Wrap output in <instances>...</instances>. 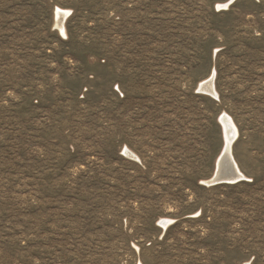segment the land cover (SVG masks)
Segmentation results:
<instances>
[{
	"label": "rangeland",
	"instance_id": "obj_1",
	"mask_svg": "<svg viewBox=\"0 0 264 264\" xmlns=\"http://www.w3.org/2000/svg\"><path fill=\"white\" fill-rule=\"evenodd\" d=\"M228 1L0 0V264H264V0Z\"/></svg>",
	"mask_w": 264,
	"mask_h": 264
},
{
	"label": "bare ground",
	"instance_id": "obj_2",
	"mask_svg": "<svg viewBox=\"0 0 264 264\" xmlns=\"http://www.w3.org/2000/svg\"><path fill=\"white\" fill-rule=\"evenodd\" d=\"M236 0H229L226 4L225 7H229L232 5ZM67 13L63 12H58L57 14V26L60 29L61 33L64 35L66 30L64 26V22ZM57 28V29H58ZM58 29V30H59ZM215 76H216V71L214 70L210 77L203 82L200 83L199 85V90L200 92H203L205 94L211 95L213 97L218 98V94L216 92V87H215ZM221 125L223 127L224 131V136H225V147L220 155L218 162H217V167H216V172L214 177L207 181L206 184L210 185L214 180V178L217 176H221L222 174H225L223 176H228L227 178L229 180H234L236 183L237 180H245L244 178L245 175L242 173L240 170L238 164L236 163L233 152H232V145L235 142L236 138L238 137L239 131L233 121V119L228 115L224 114L221 117ZM127 154L138 159L134 154H132L130 151H127ZM161 225L166 228L168 225V221H162Z\"/></svg>",
	"mask_w": 264,
	"mask_h": 264
},
{
	"label": "water",
	"instance_id": "obj_3",
	"mask_svg": "<svg viewBox=\"0 0 264 264\" xmlns=\"http://www.w3.org/2000/svg\"><path fill=\"white\" fill-rule=\"evenodd\" d=\"M225 174H222L221 176H216L213 180V182L210 184L211 186L221 185V184H235L234 180H229L228 176H223ZM228 177V178H227ZM242 180H237L236 183L241 182Z\"/></svg>",
	"mask_w": 264,
	"mask_h": 264
}]
</instances>
